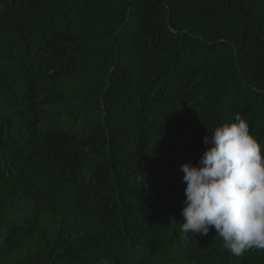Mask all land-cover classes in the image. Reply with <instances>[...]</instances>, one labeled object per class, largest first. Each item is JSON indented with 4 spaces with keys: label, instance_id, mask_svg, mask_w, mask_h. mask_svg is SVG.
<instances>
[{
    "label": "trees",
    "instance_id": "16d2710c",
    "mask_svg": "<svg viewBox=\"0 0 264 264\" xmlns=\"http://www.w3.org/2000/svg\"><path fill=\"white\" fill-rule=\"evenodd\" d=\"M237 113L264 144V0H0V264H264L179 231Z\"/></svg>",
    "mask_w": 264,
    "mask_h": 264
},
{
    "label": "clouds",
    "instance_id": "9594fccd",
    "mask_svg": "<svg viewBox=\"0 0 264 264\" xmlns=\"http://www.w3.org/2000/svg\"><path fill=\"white\" fill-rule=\"evenodd\" d=\"M198 163H184L186 183L179 231L193 237L215 229L233 256L264 250V144L239 113L204 137Z\"/></svg>",
    "mask_w": 264,
    "mask_h": 264
}]
</instances>
